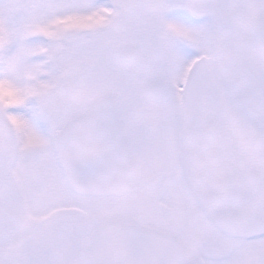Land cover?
<instances>
[{"label": "snow or ice", "instance_id": "obj_1", "mask_svg": "<svg viewBox=\"0 0 264 264\" xmlns=\"http://www.w3.org/2000/svg\"><path fill=\"white\" fill-rule=\"evenodd\" d=\"M0 264H264V0H0Z\"/></svg>", "mask_w": 264, "mask_h": 264}]
</instances>
